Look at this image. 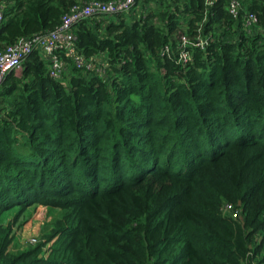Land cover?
<instances>
[{"label": "trees", "instance_id": "1", "mask_svg": "<svg viewBox=\"0 0 264 264\" xmlns=\"http://www.w3.org/2000/svg\"><path fill=\"white\" fill-rule=\"evenodd\" d=\"M87 1L4 0L0 52ZM229 2L138 0L73 29L96 69L35 51L0 83V264H264V0ZM31 206L64 215L14 252Z\"/></svg>", "mask_w": 264, "mask_h": 264}, {"label": "built area", "instance_id": "2", "mask_svg": "<svg viewBox=\"0 0 264 264\" xmlns=\"http://www.w3.org/2000/svg\"><path fill=\"white\" fill-rule=\"evenodd\" d=\"M218 0H204L206 11L212 9ZM138 0H113L111 2H101L92 0L83 4L75 5L63 17L61 26L55 30L34 35L33 37L22 39L12 45L7 46L0 52V83L12 73H19L23 70L26 59L35 51L42 53L49 59L50 74L54 78H59L66 70V64L60 53L70 58L79 69H96L94 63H86L84 57L80 55L75 48L76 36L73 29L81 22L91 19L95 16H117L130 13L137 5ZM4 0H0V31L4 24ZM242 9L241 0H230L228 11L234 17H239ZM207 18H205L206 21ZM246 25L250 26L256 23L254 15L246 16ZM208 38H202L195 41L183 37L179 55V60L187 62L191 60L189 51L186 49L200 48L204 49L209 44ZM164 54L169 56L168 47ZM231 206L224 207V213H230ZM37 241H31L34 245Z\"/></svg>", "mask_w": 264, "mask_h": 264}, {"label": "rangeland", "instance_id": "3", "mask_svg": "<svg viewBox=\"0 0 264 264\" xmlns=\"http://www.w3.org/2000/svg\"><path fill=\"white\" fill-rule=\"evenodd\" d=\"M153 4V3H152ZM109 20L117 21V17L109 16ZM17 215L12 210L4 216L3 222L12 221ZM64 215L62 210L39 206H31L21 216L14 226L16 238L11 246L12 251L25 250L37 246L47 235L53 231L55 223ZM31 241H37L34 245ZM52 245V243L50 244Z\"/></svg>", "mask_w": 264, "mask_h": 264}]
</instances>
